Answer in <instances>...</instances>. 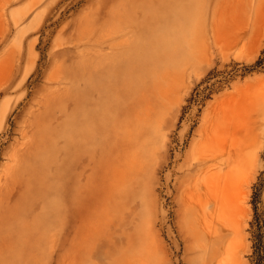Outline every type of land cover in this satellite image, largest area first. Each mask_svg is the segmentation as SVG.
Instances as JSON below:
<instances>
[{
	"label": "rangeland",
	"instance_id": "rangeland-1",
	"mask_svg": "<svg viewBox=\"0 0 264 264\" xmlns=\"http://www.w3.org/2000/svg\"><path fill=\"white\" fill-rule=\"evenodd\" d=\"M189 1L0 0V178L10 186L19 177L15 155L38 137L39 125L48 130L60 122L62 134L88 126V73L101 69L110 58L103 56L121 49L123 38L124 45L134 38L137 24H150V36L157 38L149 72L174 71L161 77L169 97L154 100L151 118L138 107L133 117L110 111L97 149L96 142L89 143L83 158L55 164L65 177L51 184L61 189L64 183L63 197L49 192L53 200H41L34 212L44 221L50 204L53 221H42L32 233L24 227L1 264H254L264 245V63L254 67L264 57V0L201 1L206 7ZM183 4L208 14L195 8L194 18L191 9L182 13ZM117 14L130 19L119 18L120 25ZM177 37H195L197 47L187 64L174 69L172 60L163 63L157 54L172 52ZM127 118L134 124L130 132ZM63 142L60 137L57 145ZM84 164L80 177L87 190L81 206L73 179ZM223 223L229 235L221 254L210 260L204 248L226 228Z\"/></svg>",
	"mask_w": 264,
	"mask_h": 264
},
{
	"label": "bare ground",
	"instance_id": "bare-ground-1",
	"mask_svg": "<svg viewBox=\"0 0 264 264\" xmlns=\"http://www.w3.org/2000/svg\"><path fill=\"white\" fill-rule=\"evenodd\" d=\"M186 1H188L190 3L189 0H186ZM196 1H193V3ZM201 1L204 2V0H199V1H197V3L200 2L202 4V7H206L205 4H203ZM153 3H154V1H153ZM182 3L183 2H181V4ZM197 3H195V4H197ZM204 3H206V0ZM122 4L123 3H121L120 5H122ZM201 4H200V6H201ZM124 7L127 8V5L123 6V8ZM179 7H180L179 12H178V8H177V11H175V13L181 12V5ZM190 7H191V5L189 6V4L188 5L183 4L182 5V13L186 12V14H187L191 9ZM251 7H253V4ZM132 8H133V6H132ZM175 8L176 7H174V9ZM195 8L194 9L197 11L201 9L200 7H195ZM215 8L216 7H214V10H215ZM117 9L115 8L113 10H117ZM119 9H120V7H119ZM194 9H191L192 12L191 11L189 12V13H191V15L194 12ZM204 10L205 9L203 8V11ZM251 10H252V8H251ZM197 11L194 12V13H196V15L193 13L195 15V16L193 15L194 18L196 16H198ZM201 11H202V9L200 10V12L198 11L200 15L203 14V13H201ZM118 12H122V11L120 10ZM204 12L207 13L206 11H204ZM121 14H123V13H121ZM121 14L120 15L117 14L118 21H119V22L117 21L118 23H120V21L122 22V20L128 19L127 17H126L127 19H124L125 18L124 16H123L124 18L123 17L120 18L119 16H121ZM132 14H134V13H132ZM125 15H127V13H125ZM250 15L251 14L249 13V16ZM137 16H139V15H137ZM141 16L142 15H140V17ZM166 17H167V15H166ZM179 17H182V16L180 15ZM188 17H190V16L188 15ZM260 17H261V14H260ZM119 18L122 20H119ZM143 18H141V20ZM172 18L174 19L176 17L172 16ZM207 18L208 17L204 18V16H203V20H207ZM129 19H130V17H129ZM186 20L188 21V18H186ZM203 20H202V22H203ZM176 21L177 20L175 19V22ZM199 21H200V19L197 20V23ZM127 22L128 21H126V23H125L126 26H127ZM173 22H174V20H173ZM204 22L206 23V21H204ZM262 23H263V21H262ZM185 24H187V23L185 22ZM185 24H183V26ZM198 24H200V23H198ZM120 25H121V23H120ZM177 25H178V23H177ZM177 25L175 23L174 27H176ZM187 25H189V24H187ZM202 25L205 27L206 24L204 25V23H203V24H201V26ZM196 26L199 27L198 29H200V26H198V25H196ZM118 27H120V26L118 25ZM174 27H170V30L172 28H173V30H175ZM124 29L126 30V28H124ZM195 29H197V28H195ZM115 30L117 31V29H115ZM240 30H242V29H240ZM111 31H114V30H111ZM204 31H206V30L204 29ZM168 32H167V34L165 33L166 35L163 34L164 36H166L165 38H167ZM171 32H174V31H171ZM177 32L175 34L176 36H177ZM120 33H121V31H120ZM128 33H130V31ZM117 34L118 33H116V35ZM242 34H240V35L242 36ZM104 35H106V33ZM110 35H111L110 38L113 35L115 36V34H112V33ZM150 35H153L151 33L150 24H147L144 22L137 24V34L134 36V38H132V39L128 38L130 41L127 44L125 43L126 45H124V41L126 40V37L122 39L123 41L121 39H119V40H121L119 42L120 44L123 42L122 45L117 43L121 46V49L116 50V51L112 50V53H110V50H109L110 54L107 53V54H105L106 56L105 55L103 56V57H107L109 55L108 57H110L109 60L106 63H104V65L102 64V68L107 66V71L105 73H103L102 68L99 70L95 69L96 71H93L90 69L91 67H88L89 70H91V71L88 73V76H87V83H86V90H85V104H87V106H88L86 109V112H85V120L87 121L88 126L85 129L81 130V128H79L80 131H77L76 128H73L72 130H69V131L65 130L67 134H62L60 129L58 128V125H60V122H58L55 127L51 126L52 123H50L48 125L49 126L48 130H45L46 124H44V127H42V128L39 125L38 130H36V132H40L38 137L35 136V138H33L32 142H31V144L22 152H17V153L15 152L16 153L15 157L17 159V169H16L15 174H18V176H19L18 179H17V177H15L17 179V182L13 186H10L8 182H5L6 180L2 181V178H0V260L2 259V255L5 256L3 253L6 250V248H7V250L10 251V249L14 248L13 246H15L13 244H17V241L19 239L18 237L21 234H23L24 227H28V226L31 227V233H32L34 230H36L37 226L43 221V216H39L40 214L34 213L35 210L37 209L38 205H39V202L41 200L52 201L53 199H50V197H49L52 193H49V192H52L54 190L56 191L57 195H60L63 197L64 183H63V186L61 189L59 188V185H52L51 184L52 179H59L61 181V179L63 180L65 177L64 173H62V170H61L62 167L61 166H58L54 169L55 164L59 165L60 164L59 162L61 161L60 159L70 160V161L74 162L73 159H75L76 157L77 158H83V156L86 154L85 151L88 149L89 143L94 144L96 142L95 149H97L99 147V145L101 144V133L103 131V126L105 123V119H106V115H107L106 113L111 111V112L118 115L120 112H124L127 116L131 115L133 117V108L138 107V109H137L138 112H140L145 117V119L147 120L148 118H151V116H152V110H154V107L152 104H153L154 100L156 101V103L157 102L161 103L162 100L165 98L164 96H165L166 92H168V91H166V89L164 88L165 85L164 86L161 85V82L163 81V80H161V77L170 78L174 71L169 70V67H167L168 70H166L167 68L165 69L166 71H165V73L163 72V74H164V75L162 74L163 76L160 74L159 71L157 73L156 70L151 69L152 71L151 70L150 71L152 73L149 72L150 60H151V57L155 54L154 52H152V47L154 45V39H157L156 37H153ZM198 35H200V34L198 33ZM240 35H239V37H240ZM108 36H102V37H108ZM179 36H180V34H179ZM205 36H204V38H205ZM128 37H129V35H128ZM171 37L172 36H170L169 39ZM195 37H197V32L195 34ZM195 37H193L194 39H191L189 37L188 38L186 37L185 39L181 38V37L175 38V41L177 43H176L175 47L173 48V51L169 52L167 49H166V51L165 50L161 51L160 53L157 54L159 57L158 59L162 60L163 63H164V59L172 60L170 62H168V61L167 62L172 63L174 69L177 67L179 68V66L181 67V64L183 62L185 63L187 61V59L189 60V55L191 53H194L196 50L197 39ZM113 42H116V41H113ZM167 42H168V40H167ZM206 42H207V39H206ZM109 44H110V42H109ZM111 44H112V41H111ZM171 44L169 43V46ZM206 44L208 46V43H206ZM109 46H111V45H109ZM112 47H114V46H112ZM92 55H96V54H92ZM168 56H170L172 59L168 58ZM103 57H102V59H103ZM93 61L91 60L92 65H93ZM103 61H105V60L103 59ZM192 61L193 60L191 59L190 62H192ZM168 63H166L167 66L169 65ZM166 64H164L165 67H166ZM172 64H171V66H172ZM186 64H187V62H186ZM88 65H90V64H88ZM95 66H97V65L95 64ZM162 68H161V70H162ZM136 69L140 71L141 84L138 82V79L140 77H138V79L136 77L138 74V71L136 72ZM175 73H176V71H175ZM162 83H164V82H162ZM48 91H50V90L48 89ZM168 94H169V92H168ZM168 94H166V96H168ZM41 102L43 103L42 99H41ZM41 102H40V104H41ZM85 104L83 107L84 109L86 108ZM77 107H79V103H78ZM75 110H76V108H75ZM58 118H60V116L56 117L57 121H58ZM68 119L70 120V115H69ZM73 119H75V118H73ZM119 119H120V116H117V120H119ZM127 121H128V124L130 125L128 118H127ZM77 123H82V122H77ZM133 127H134V124L127 126L128 131L130 132L133 129ZM25 129H26V127H25ZM22 131H24V130H22ZM23 134L25 135V138H27V136L24 132H23ZM60 137H62L64 139V142L62 144L63 147H59L57 145V140ZM20 144L21 145H19V146L21 147L23 145V141H22V143L20 142ZM62 151L65 152V154H66L63 158L60 157ZM96 152H98V151H96ZM78 155H79V157H78ZM14 158H12V159H14ZM5 164H7V162ZM10 165L11 164H9L7 167L10 168ZM13 166H14V164H13ZM13 166L11 165V167H13ZM5 167H6V165H5ZM85 168H86V164H84L83 169L75 172L76 177L73 179L74 185L76 186V189L78 190V196H77V198L79 200L78 204H81V206L85 204L86 190H87L85 183L82 182L81 177H80L81 174L86 172ZM13 169H14V167H13ZM4 171H5V169L3 170V173H4ZM0 174H2V172ZM4 175H5V173H4ZM71 187L72 186H70L69 189H71ZM228 192H230V190H228ZM244 192L245 191H243V193ZM230 195L232 196L233 194L231 193ZM218 198H220V197H218ZM236 198H235V200H236ZM240 198H243V196ZM240 198H239V200L237 198V200L240 201ZM232 200H234V199L232 198ZM223 207H226V205ZM50 208H53V207L50 204H47L45 206L46 210L44 208L42 209V210H45V219L43 221V224L46 223L47 221L48 222L46 224H49L50 222L53 221V219L51 221H49L50 220V213H51ZM233 208H234V206H233ZM245 209H244V211H245ZM64 210H65L66 216H67V208H64ZM233 211L234 210H232V212ZM219 213H217V214H219ZM244 214H242V215H244ZM27 217H29L30 219H27ZM222 218H223V215H222ZM236 218H237V216H236ZM225 219H223L224 222H225ZM237 219L239 221V217ZM229 222H228V224H229ZM225 223H227V222H225ZM225 223H223V226ZM228 224H225V227ZM232 225H233V223H232ZM232 228H233V226H232ZM38 231L42 232V234H41L42 237L46 234V230H39L38 229ZM229 232H230V228L226 227L223 230L219 231L218 233L216 232L217 233L216 236L211 240V242H209V244L207 245L208 247L204 248L200 245L202 248H204L205 253L208 255V256H206V255L205 256L209 257L208 259H210V260L213 259L214 257L217 256L219 251H221V249L224 247V241L227 238V236L229 235ZM200 233H201V230H200ZM201 234H203V233H201ZM232 234L234 235L235 238L237 237L235 231ZM234 244H233V246H234ZM228 246H229V243H228ZM233 246H230V248L232 250H233V248H232ZM235 250H236V248H235ZM233 252H234V250H233ZM220 254H218V255H220ZM224 256L225 255H223V257ZM195 264H208V262L206 263V260H204L202 262H197ZM228 264H229V262H228Z\"/></svg>",
	"mask_w": 264,
	"mask_h": 264
},
{
	"label": "trees",
	"instance_id": "trees-1",
	"mask_svg": "<svg viewBox=\"0 0 264 264\" xmlns=\"http://www.w3.org/2000/svg\"><path fill=\"white\" fill-rule=\"evenodd\" d=\"M263 63H264V57L258 59L254 67L260 66ZM255 253H256V258L254 260V264H264V245H262L261 249L260 247H258Z\"/></svg>",
	"mask_w": 264,
	"mask_h": 264
}]
</instances>
